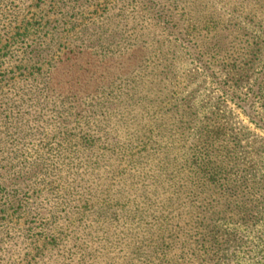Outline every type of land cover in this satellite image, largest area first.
I'll use <instances>...</instances> for the list:
<instances>
[{
  "label": "rangeland",
  "instance_id": "1",
  "mask_svg": "<svg viewBox=\"0 0 264 264\" xmlns=\"http://www.w3.org/2000/svg\"><path fill=\"white\" fill-rule=\"evenodd\" d=\"M1 205L0 264H264V0H0Z\"/></svg>",
  "mask_w": 264,
  "mask_h": 264
},
{
  "label": "trees",
  "instance_id": "2",
  "mask_svg": "<svg viewBox=\"0 0 264 264\" xmlns=\"http://www.w3.org/2000/svg\"><path fill=\"white\" fill-rule=\"evenodd\" d=\"M78 49V48H77ZM66 51H68V52H66ZM83 53H85V51H83V50H78L77 52H76V50L75 49H72V50H65V52H63V54H62V56H59L58 57V61H61V59L60 58H62V57H64V56H66V55H70L69 57H67V58H65L62 62H66V61H74V60H76V55H80V54H83ZM73 56V57H72ZM48 57L50 58V56L49 55H46V58L48 59ZM86 57V56H85ZM84 58H81V60H83ZM98 60V59H97ZM98 61H100V60H98ZM86 63H88L87 61H86ZM73 64V63H72ZM72 64L71 65H69V66H72ZM82 63H80V65H81ZM28 66L29 65H27V66H25L26 68H28ZM30 67V66H29ZM25 68V69H26ZM53 66L51 67V68H48L47 69V72L45 73V76L43 77V79H44V82L46 81L47 82V80L49 79V76H50V74H52V72H53ZM68 73V72H67ZM70 75V74H69ZM81 78H84V76L83 75H81ZM69 92V91H68ZM67 92V93H68ZM63 97H66V98H69V95H62ZM110 108H111V110L113 111V112H115L116 110H115V108L114 107H111V106H109ZM122 126H124V128H125V125H124V123L122 124ZM130 134L127 132V131H125V136L123 135V136H109V137H106V140L107 139H110L109 141H107L106 143H107V145H108V147L109 148H107L108 150H110V147H111V150H112V152L113 153H119L121 150H124V149H127V146L128 145H130L131 143H132V139L130 138ZM5 211V209H2V205L0 206V212H4Z\"/></svg>",
  "mask_w": 264,
  "mask_h": 264
}]
</instances>
